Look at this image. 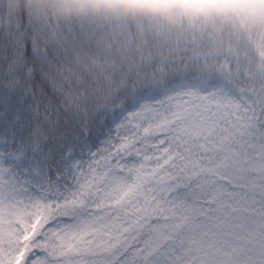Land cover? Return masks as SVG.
Instances as JSON below:
<instances>
[{
    "label": "snow or ice",
    "instance_id": "snow-or-ice-1",
    "mask_svg": "<svg viewBox=\"0 0 264 264\" xmlns=\"http://www.w3.org/2000/svg\"><path fill=\"white\" fill-rule=\"evenodd\" d=\"M18 7L0 0V264H264V27Z\"/></svg>",
    "mask_w": 264,
    "mask_h": 264
},
{
    "label": "clouds",
    "instance_id": "clouds-1",
    "mask_svg": "<svg viewBox=\"0 0 264 264\" xmlns=\"http://www.w3.org/2000/svg\"><path fill=\"white\" fill-rule=\"evenodd\" d=\"M47 7L53 19H77L112 9L137 12L185 24L216 23L236 27H264V0H32Z\"/></svg>",
    "mask_w": 264,
    "mask_h": 264
},
{
    "label": "trees",
    "instance_id": "trees-1",
    "mask_svg": "<svg viewBox=\"0 0 264 264\" xmlns=\"http://www.w3.org/2000/svg\"><path fill=\"white\" fill-rule=\"evenodd\" d=\"M22 8L18 7L17 11H23L29 15H39V16H48L52 18L51 13L48 11L47 7L45 6H38L36 4L29 5L28 0H20ZM91 15H89L90 17ZM53 19V18H52Z\"/></svg>",
    "mask_w": 264,
    "mask_h": 264
}]
</instances>
